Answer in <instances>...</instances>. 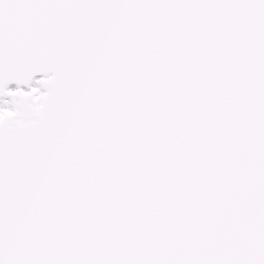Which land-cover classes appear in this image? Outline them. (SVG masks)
Returning a JSON list of instances; mask_svg holds the SVG:
<instances>
[{"label": "snow or ice", "instance_id": "1", "mask_svg": "<svg viewBox=\"0 0 264 264\" xmlns=\"http://www.w3.org/2000/svg\"><path fill=\"white\" fill-rule=\"evenodd\" d=\"M0 264H264V0H0Z\"/></svg>", "mask_w": 264, "mask_h": 264}]
</instances>
